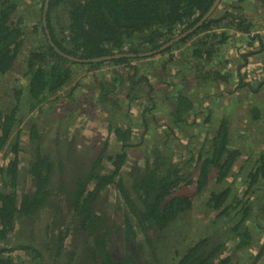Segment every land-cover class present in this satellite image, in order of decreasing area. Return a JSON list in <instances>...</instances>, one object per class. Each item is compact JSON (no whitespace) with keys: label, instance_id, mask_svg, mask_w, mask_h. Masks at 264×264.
Wrapping results in <instances>:
<instances>
[{"label":"trees","instance_id":"obj_1","mask_svg":"<svg viewBox=\"0 0 264 264\" xmlns=\"http://www.w3.org/2000/svg\"><path fill=\"white\" fill-rule=\"evenodd\" d=\"M214 1L50 0L45 26L46 0H0V90L11 96L0 104V155L4 150L12 153L0 166V264H151V256L160 262L158 248L171 246L168 229L195 209L217 212L216 220L224 217L231 222L230 228H220L225 240L222 235L194 239L164 255L167 264H232L230 255L223 256L227 239L232 238L243 255L251 250L252 232L264 227V149L258 155L247 154L241 166L246 170L245 193L260 195L255 207L235 193V180L242 175L236 166L243 153L233 144L227 114L231 99L224 104L222 99L223 89L232 95L242 86H252L242 73L251 53L240 55L237 70L232 68L234 61L225 58L233 38L247 45L261 41L255 32L260 21L246 13L252 5L248 0H221L197 30L151 56L138 55L193 27ZM258 3L264 8V0ZM27 16L29 24L23 22ZM46 28L62 51L79 58L137 55L73 61L56 51ZM20 63L26 83L4 82ZM81 72L89 80H77ZM192 80L196 85L189 88ZM93 106L119 115L123 122H109V136L115 135L116 144L106 138L83 169L76 164L80 157L69 156L85 155L82 146L73 145L76 139H70V129L79 127L74 124L81 107ZM46 112L53 121L50 131L37 122ZM248 114V123L260 119L256 105ZM62 124L63 130L55 133ZM158 136L161 142L151 144L143 165L130 166V153ZM183 137L202 139L198 153L187 149ZM66 139L69 153L63 155ZM181 146L187 150L184 162H178L184 155L177 152ZM24 151L29 158L25 171L29 188L20 193ZM67 158L75 165L70 166ZM104 163L111 168L105 170ZM127 165L131 169L124 173ZM183 184L194 191H180ZM108 188H115L123 200L120 218L98 209ZM46 213L51 220L44 218ZM20 219L40 224L39 238L46 243L42 248L37 237L38 243L19 244L22 253L17 260L15 249L4 244ZM201 220L202 216L194 220L195 227ZM263 253L264 244L257 259Z\"/></svg>","mask_w":264,"mask_h":264},{"label":"rangeland","instance_id":"obj_2","mask_svg":"<svg viewBox=\"0 0 264 264\" xmlns=\"http://www.w3.org/2000/svg\"><path fill=\"white\" fill-rule=\"evenodd\" d=\"M249 4L252 5L250 9L246 10V13H248L249 16H253V18L260 21V26H258V29L255 31L257 33H260L261 35V41L260 42H254L252 45H247V42L245 40H241L239 38H233L232 42L228 45V48L226 50H229L226 54L225 58L229 60H233L232 63L233 69L237 70V66L240 62H237V59L242 54H248V65L244 66L242 69L243 76L247 82L251 83L252 86L250 89L247 87L242 86V88H239L238 90H235L232 95L227 94L226 95V89H223V92L225 91L224 98L222 99V103H227L228 99H231L229 101V110H227L228 119L232 121L233 127H232V137H233V144L240 148L243 155L241 159L239 160V163L236 166V172L238 173L240 169L242 170V175L235 180V193L239 195V197L244 198V200H249L250 202H254L253 206L255 205V200L258 199L259 194L251 196L245 193L247 181L244 180L246 170L242 169V165H244V161H246L247 156L249 155H258L260 150L264 149V8L258 3V0H248ZM29 16L24 18L25 23L29 24ZM235 36L238 35L237 33L234 34ZM31 40L33 39L32 35H29ZM24 63H20L19 67L16 69L15 72L12 73L11 76L6 77L4 79V82L8 83H14L17 79L20 81V83H26V78L23 77V68ZM232 69V70H233ZM249 75V77L247 76ZM193 75L190 74V78L193 79ZM78 78H83L84 80H89L88 77H85L84 73L81 72L77 76ZM75 79V80H76ZM180 80V79H178ZM262 83V84H260ZM74 85V82L71 84ZM196 85V81L192 80L189 83V88H193ZM230 90V88H229ZM221 91V90H220ZM2 95V96H1ZM77 95H80L77 93ZM91 96V95H89ZM2 98L7 99L9 102L11 100L10 93L4 92V90H0V104H2ZM248 98V99H247ZM248 101H252V105L248 103ZM253 105L258 106L259 112H260V119L257 120H251V122H246V118L249 115L248 112H250V107ZM81 114L79 116V121L75 123L74 125H79V127L73 129H70L71 140H75L76 142L73 143V145H77L76 147L82 146V149L80 152H84L85 155L82 157V155L78 153H72L69 154V156L73 157V159H76L80 157L78 163V168H88L91 164V161L93 160L96 153L99 151V149H102L104 142L106 138L109 139L110 144H116V138L115 135L112 133L109 136L108 131V124L111 121L115 124L121 123L122 124V117L119 115L111 116L108 115L106 112H103L100 107H81L80 109ZM87 110V111H86ZM135 108L133 109V111ZM25 110L24 112L26 113ZM57 110H53L52 114L54 117V114ZM136 113V112H135ZM36 111L32 113V116H36ZM110 114V113H109ZM224 115V114H223ZM221 115V116H223ZM30 113H27V119H29ZM45 116L47 118H45ZM52 117V118H53ZM38 124L40 125V128L43 130L50 131L51 127H53L52 119H48L47 112L44 113V116L42 119L37 120ZM246 122V123H245ZM62 127V128H61ZM246 128L247 130L243 133H241V130L243 128ZM63 130V124L58 127ZM209 127L207 126L206 130L209 131ZM27 128L25 127L23 130V133H27ZM192 132V131H191ZM190 132V133H191ZM206 132H204L203 136ZM179 134V133H178ZM201 136V137H203ZM146 137H149L146 136ZM151 138V137H149ZM160 136L156 138L153 142L149 144L141 145L139 148L134 149L130 153V166L134 163H138L140 165H143V158H145V155L147 152H149V149L151 150V146L160 140ZM70 139H66L65 145L60 151L61 154L65 155L69 152V146H70ZM194 140H188V137H183L182 140L186 144V147L188 150H198L200 148L199 144L201 142V138L198 137V139L193 138ZM161 142V141H159ZM158 142V143H159ZM77 143V144H76ZM183 143V144H184ZM152 144V145H151ZM169 146H172V144L169 143ZM27 147V144L24 145V149ZM73 151V150H71ZM166 151V150H165ZM177 152L184 153L182 156H178L180 159L178 162H184L187 157V150H185V147H180ZM59 154V150L54 152V156H57ZM249 154V155H247ZM12 153H7L6 150H4L0 155V166L5 165L8 163V161L11 158ZM28 155L24 152H21V161H22V184L20 193L24 191L25 188H29V179L27 174L25 173L26 167L28 166ZM70 158H67L66 161L71 163L72 165H75V161H69ZM70 164V166H71ZM180 164V163H178ZM111 168L110 164L104 163V169L108 170ZM131 168L129 165L124 167V173H127ZM70 171V170H69ZM193 186L189 187L185 184L181 185L180 191H186L190 190L193 192ZM22 190V191H21ZM263 201L259 202V205H262ZM264 204V202H263ZM99 210H104L106 212H110V215L117 214V217H121L120 209L124 206L122 198L118 195L115 188H108L107 190L103 191L99 201L97 203ZM108 210V211H107ZM217 212H206L200 211V210H194V213L188 212L186 214H183L179 220V222L175 223L168 229V241L171 243V246H161L158 248V258L160 262H156L151 256V260L154 261L151 264H167V259L164 258V255L167 253H174L176 250L183 247V245L187 244L188 242L199 239L200 237L204 236H220L222 235V240H225V235H223L222 231H220V228L222 225L226 226L227 228H230L231 222H227L228 219L226 218H220L216 220ZM199 216H202V220L200 221V227H195L194 220L198 218ZM45 219L51 220V215L49 213H46L44 215ZM42 225L46 224L43 220L40 222ZM41 225L37 224V226L34 225L32 220L27 219H20L17 221L15 225V229L8 235V240H6L4 246H7L8 248L15 249L14 254L17 255L16 259L18 260L20 257L18 253H22V250L19 249L18 245L25 243V242H37L35 239L38 237L41 233ZM57 230V229H56ZM261 233V234H260ZM264 234V227L252 232V244L251 250H246L245 254L243 255L242 250H238L236 248L237 246V239H227V249H225V252L223 256H231L232 258V264H264V253L262 256L257 259V255L261 254L262 252V246L264 244V237L261 239V235ZM48 236V235H47ZM170 237V238H169ZM40 245L42 248H44V245L46 243V239L39 238ZM38 243V242H37ZM70 243L68 241L67 245ZM20 246V245H19ZM18 247V248H17ZM69 247V245H68ZM17 248V249H16ZM120 251V248H119ZM168 251V252H167ZM47 257L51 258V255L46 253ZM247 258V259H246ZM157 260V258H156ZM15 264H19L17 261H15Z\"/></svg>","mask_w":264,"mask_h":264},{"label":"water","instance_id":"obj_3","mask_svg":"<svg viewBox=\"0 0 264 264\" xmlns=\"http://www.w3.org/2000/svg\"><path fill=\"white\" fill-rule=\"evenodd\" d=\"M49 1L50 0H46L45 2V6H44V24L45 26H47V22H46V11L47 8L49 6ZM221 0H215L212 4V6L210 7V9L203 15V17L191 28L187 29L186 31L176 35L175 37H173L171 40L167 41L166 43H164L160 48L152 50V51H146V52H140L138 55L141 57L144 56H151L161 50H165L166 48H168L169 46L175 44L176 42H178L179 40H181L182 38L186 37L187 35H189L190 33H192L193 31L197 30L199 27H201L203 25V23L214 13V11L216 10V8L219 6ZM46 33H47V37L49 39V42L55 47L56 51L58 53H60L61 55L65 56L66 58L73 60V61H77V62H99V61H103V60H110L112 58H121V57H127V56H136L137 54L135 53H116L114 55H104V56H99V57H93V58H79L77 56H73V55H69L67 53H65L64 51H62L51 39V35L49 33V30L46 28Z\"/></svg>","mask_w":264,"mask_h":264}]
</instances>
